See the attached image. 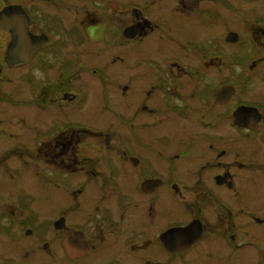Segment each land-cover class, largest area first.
Returning <instances> with one entry per match:
<instances>
[{"label":"flooded vegetation","instance_id":"1","mask_svg":"<svg viewBox=\"0 0 264 264\" xmlns=\"http://www.w3.org/2000/svg\"><path fill=\"white\" fill-rule=\"evenodd\" d=\"M0 264H264V0H0Z\"/></svg>","mask_w":264,"mask_h":264},{"label":"rangeland","instance_id":"2","mask_svg":"<svg viewBox=\"0 0 264 264\" xmlns=\"http://www.w3.org/2000/svg\"><path fill=\"white\" fill-rule=\"evenodd\" d=\"M119 1H123V2H124V1H126V0H119ZM251 13H252V11H249V12L247 13V15H248V14H251ZM245 18H247V17H245ZM193 29L196 30V32H198V33H199V31L201 30L200 27H195V28H193ZM189 35H190V36H193V35L190 34V33H189ZM84 41H85V43H86V42H87V39L84 38ZM106 49H107L106 44H104V43H100V53H102L103 51L105 52ZM120 71H121V68H116V69H115V78H116V79H118V78H120V77H124V75H120V74H119ZM101 113H102V108H100L99 106H94V108L91 107V111H89V114H88V115H90V116L92 117V119H89V120H90L92 123H94V124L102 125V124H101V120L99 119V115H100ZM42 126H43V124H42ZM42 154H43V153H42ZM40 157H43V156H40ZM24 175H25V171L22 172L21 177H20V176L15 177V180L12 181L11 184H12L15 188L20 187L21 190H22V189H27V191H28L29 188H30V187H29V181H28V180L23 181V180L25 179ZM20 180H21V181H20ZM22 184H24L26 187L22 186ZM32 189L37 190V188H32Z\"/></svg>","mask_w":264,"mask_h":264}]
</instances>
